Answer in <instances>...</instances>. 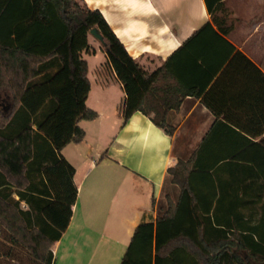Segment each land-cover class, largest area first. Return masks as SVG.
I'll return each mask as SVG.
<instances>
[{
	"label": "trees",
	"instance_id": "16d2710c",
	"mask_svg": "<svg viewBox=\"0 0 264 264\" xmlns=\"http://www.w3.org/2000/svg\"><path fill=\"white\" fill-rule=\"evenodd\" d=\"M205 3L213 23L208 22L197 30L185 46L205 33L223 43L227 63L208 89L209 83H187L172 70L171 61L183 48L148 73L129 54L102 12L91 9L85 0H0V90H9L12 96L10 113L0 110V236L4 239L0 240V256L18 263L22 258L23 264L25 260L30 264L54 262L52 247L68 224L71 199L65 203L66 217L61 219V214L57 215L59 225L57 221L54 224L47 220L43 211L54 203V195L44 171H53L55 188L56 181L61 180L69 186L70 197L74 195L59 150L71 141L84 139L85 131L77 125L78 120L98 117L97 112L85 105L88 65L81 55L82 51L90 50L88 33L97 28L104 36V49L110 62L129 95L125 120L136 111L153 114L152 121L172 135L176 128L168 123V112L178 110L187 96L201 98L217 116L216 124L191 158L179 159L168 169L172 181L181 188L179 201L175 203L167 197L168 208L162 216L136 227L121 264H264V207L258 211L212 208L214 197L201 194L194 183L213 175L217 188L228 191L229 186L220 184L218 171L223 165L236 164L237 169L242 165L235 161L209 160L207 143L221 125L232 123L254 138L264 134V72L224 37L234 27L224 1L205 0ZM239 67L245 70L249 82L257 84L254 95L236 97L237 103L247 107L246 123L219 112L212 99L221 78ZM54 71L67 72L73 101L79 102L73 135L66 141H52L41 132L67 105L62 94L46 100L36 115L25 104L27 91L52 82L56 77ZM215 75L216 72L212 73L208 82ZM222 115L224 120L220 119ZM246 138L236 150L249 143L250 139ZM261 143L264 146V137ZM257 178L261 200L264 179L260 175ZM14 193L18 199L13 197ZM214 196L216 203L224 202L223 193ZM22 202L28 205L27 209L22 208Z\"/></svg>",
	"mask_w": 264,
	"mask_h": 264
},
{
	"label": "crops",
	"instance_id": "0c3cea01",
	"mask_svg": "<svg viewBox=\"0 0 264 264\" xmlns=\"http://www.w3.org/2000/svg\"><path fill=\"white\" fill-rule=\"evenodd\" d=\"M223 1L234 26L224 37L264 72V0ZM85 2L91 9L102 12L129 54L148 73L161 67L180 48L183 49L173 57L171 68L187 83L207 82L208 89L225 68L224 45L212 34L205 33L185 46L197 30L208 22L213 23L205 0ZM91 44L96 52L88 54L102 52L104 60L96 65L91 80V65L84 57L85 52L82 53L88 65L90 86L85 105L97 112L98 117L78 120L77 125L85 131L84 139L71 141L59 150L61 163L72 187L75 185L76 188L73 187L68 224L61 239L52 247L53 264H121L136 227L162 216L168 208L167 197L175 203L180 199L181 188L172 182L168 169L179 159L191 158L217 122L216 114L195 96H187L178 110L168 112V123L176 128L172 135L152 121L153 114L136 111L125 120L129 95L111 65L108 53L97 48L95 43ZM214 72L216 75L208 82ZM95 82L105 92L96 104L90 101L88 94ZM256 85L249 82L245 70L239 67L221 78L213 92V103L219 112L246 123L247 107L237 103L236 97L254 95ZM112 88L119 90L121 104L106 93ZM5 90L11 104L9 108L0 107V110L8 114L12 108V96L9 90ZM220 119L224 120L223 115ZM228 125H221L211 135L207 155L209 160H219L220 163H242L240 169L233 164L223 165L218 171L220 184L225 188L229 186V190L221 192L213 175L199 178V182L194 183L201 194L210 199L214 197L212 208L258 211L264 207V197L261 200L258 197L257 178L260 175L264 179V146L261 143L264 134L254 138L234 124ZM246 137L250 139L249 143L236 150L244 144ZM67 148L75 151L85 148V154L76 158L67 152ZM253 171L256 172L254 175ZM95 172L98 173L94 176ZM44 175L54 195V203L45 208L43 214L49 222L56 224L57 221L58 224V217L52 209L60 202L58 196L63 192L58 191L57 196L56 184L45 171ZM89 180L90 185L86 187ZM220 193L225 198L218 204L214 194L218 196ZM13 197L18 199L16 193ZM22 208L27 209L28 205L22 202ZM0 240H4L2 235ZM0 258L4 257L1 255Z\"/></svg>",
	"mask_w": 264,
	"mask_h": 264
},
{
	"label": "rangeland",
	"instance_id": "374dc122",
	"mask_svg": "<svg viewBox=\"0 0 264 264\" xmlns=\"http://www.w3.org/2000/svg\"><path fill=\"white\" fill-rule=\"evenodd\" d=\"M22 4H25V1L22 2ZM88 42L90 45V50H88L87 52L82 51L81 55L83 52H85L84 57L88 59L91 65L90 68L92 70L90 71V78L92 80L95 76L96 65L100 64V62H102L104 58H103L102 52H99L97 55L88 54V53L96 52V49L93 47V44L91 43H95V45H97V48L101 49L102 51L104 50V43L101 42L99 39H97L93 34H91V32L88 33ZM54 72H55L56 77L53 79L52 82L48 84L37 85L36 87L31 88L27 91L25 104L29 105V109L31 110L32 115H36L46 100H48L49 98L57 94H62L64 96L65 103L67 105H64L63 108L60 111H58L46 123L45 127L41 129V132L44 133L52 141H56L57 139H62V141H66L73 135V129H74L76 119L79 116V111H80V109L78 108L79 102H77L78 100L73 101L74 95H72L73 93V88L71 84L72 82L67 76V72H61V73H59L58 71L57 72L54 71ZM88 88L90 90V86H88ZM89 92L88 94L90 97V101L94 102L95 104L97 103V101H100V99L102 98V95L105 94V92L101 88H99V86H97L96 82L93 84L91 91ZM106 93H110V96L114 97L115 100H118L121 104L122 100L121 99L119 100L120 94H119L118 89L112 88L109 92H106ZM79 95L81 94H78V96ZM10 104H11V98L8 92L5 89L0 91V107L9 108ZM33 126L36 127L35 124ZM68 151H69V154L75 155L76 158L77 157L82 158V155L85 154V148H81L79 151H75L72 148H67V152ZM97 173L98 172H95L93 175L95 176ZM47 175L49 178L51 177V181H52L53 171L48 170ZM171 179H172V175H171ZM56 183H57V187L55 189L57 192V196H58V191H60L61 193L63 192V194L58 196L59 199L61 198V200L52 209V213L56 216L61 214L60 215L62 216L61 219H64L67 215V211L64 209V207L66 206L65 203H68L71 199L70 194H68L70 190H69V186L67 185V183L62 182L61 180L56 181ZM89 185H90V180L89 182H87L86 187H88ZM74 186L75 185H73V187ZM59 187L61 188V190ZM63 200L65 203L63 202ZM21 259L22 258L19 259V263L23 264V261H21ZM13 263L19 264L18 262H13L11 259L6 258V257L0 258V264H13ZM25 264H30V263L25 260Z\"/></svg>",
	"mask_w": 264,
	"mask_h": 264
},
{
	"label": "water",
	"instance_id": "95a60500",
	"mask_svg": "<svg viewBox=\"0 0 264 264\" xmlns=\"http://www.w3.org/2000/svg\"><path fill=\"white\" fill-rule=\"evenodd\" d=\"M91 34H93L97 39H99L101 42L105 43L104 36L100 33V31L97 28H93L91 30Z\"/></svg>",
	"mask_w": 264,
	"mask_h": 264
}]
</instances>
